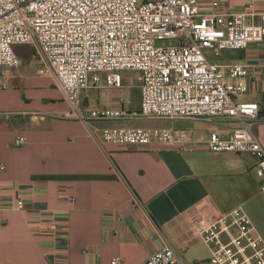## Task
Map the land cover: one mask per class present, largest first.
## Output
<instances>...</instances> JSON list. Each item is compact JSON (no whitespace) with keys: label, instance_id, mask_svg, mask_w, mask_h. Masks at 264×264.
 Instances as JSON below:
<instances>
[{"label":"crops","instance_id":"0c3cea01","mask_svg":"<svg viewBox=\"0 0 264 264\" xmlns=\"http://www.w3.org/2000/svg\"><path fill=\"white\" fill-rule=\"evenodd\" d=\"M210 1L201 0L202 11L210 9ZM220 2L224 13L245 11L249 22H261L264 0ZM14 49L20 65L0 67V264H112L114 258L138 264L166 240L184 260L212 264L215 244L205 241L203 231L236 209L248 215L264 245V193L256 156L213 152L205 143L212 132L230 137L239 121L86 123L69 117V103L54 77L43 73L34 48ZM207 56L223 66H247L248 91L237 99L259 104L253 131L264 146V41L220 55L207 51ZM82 97L87 108L112 104L102 90L84 91ZM137 98L139 107L140 91ZM33 112L42 115L33 118ZM105 127H187L197 142L187 149L138 148L104 141L100 129ZM19 136L27 141L14 146ZM19 197L26 210L16 208ZM43 210L54 211L61 224L56 234L45 230L51 216Z\"/></svg>","mask_w":264,"mask_h":264},{"label":"built area","instance_id":"2783aa9c","mask_svg":"<svg viewBox=\"0 0 264 264\" xmlns=\"http://www.w3.org/2000/svg\"><path fill=\"white\" fill-rule=\"evenodd\" d=\"M208 11L201 0H0V67L11 69L21 60L14 47L31 45L43 73L54 77L69 103V117L92 120L221 119L240 125L230 137L217 132L205 138L213 152L251 153L264 193V146L253 131L259 104L237 99L248 91L243 64L226 66L209 60L207 51L243 49L264 41L260 23L248 21L245 11L224 13L220 0ZM136 72L140 105L135 109L124 95L123 73ZM102 90L112 104L87 108L82 94ZM40 112H33L38 118ZM101 138L138 148L163 146L187 149L197 142L191 128L105 127ZM25 136L13 144L26 143ZM4 168V166H1ZM1 203V192H0ZM18 210L26 201L16 198ZM44 223L56 234L61 225L53 210ZM242 209L223 215L204 229L214 241L212 264H264V245ZM227 237V241L223 236ZM114 258L112 264H119ZM138 264H195L184 260L167 240Z\"/></svg>","mask_w":264,"mask_h":264},{"label":"rangeland","instance_id":"374dc122","mask_svg":"<svg viewBox=\"0 0 264 264\" xmlns=\"http://www.w3.org/2000/svg\"><path fill=\"white\" fill-rule=\"evenodd\" d=\"M123 75L125 76V80H126V84L129 86H133L136 84V72L135 71H125L123 73ZM125 93L127 94L128 97H130V104L133 108L138 109V89L136 88H132L131 87H127L125 89ZM112 124V123H111ZM110 124V125H111Z\"/></svg>","mask_w":264,"mask_h":264}]
</instances>
